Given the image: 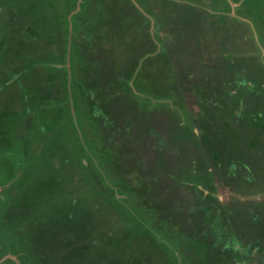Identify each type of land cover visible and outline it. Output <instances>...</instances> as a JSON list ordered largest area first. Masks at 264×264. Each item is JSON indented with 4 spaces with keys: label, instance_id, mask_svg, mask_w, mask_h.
<instances>
[{
    "label": "rangeland",
    "instance_id": "obj_1",
    "mask_svg": "<svg viewBox=\"0 0 264 264\" xmlns=\"http://www.w3.org/2000/svg\"><path fill=\"white\" fill-rule=\"evenodd\" d=\"M0 264H264V0H0Z\"/></svg>",
    "mask_w": 264,
    "mask_h": 264
}]
</instances>
